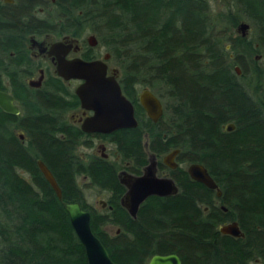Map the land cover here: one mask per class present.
<instances>
[{
	"label": "trees",
	"instance_id": "1",
	"mask_svg": "<svg viewBox=\"0 0 264 264\" xmlns=\"http://www.w3.org/2000/svg\"><path fill=\"white\" fill-rule=\"evenodd\" d=\"M231 2L216 10L209 0H57L52 14L61 21L59 32L95 34L119 68V83L135 106L138 125L105 137L132 163L129 169L138 172L146 163L147 134L151 151L178 148L179 162L203 164L221 196L178 168L171 175L179 192L149 197L131 218L119 204L124 189L116 164L94 156L84 162L74 153L80 131L56 111L76 105L77 99L53 79L54 91L28 102L25 123L14 124L20 118L12 117L8 124V115L0 111L1 264H87L62 206L73 201L90 212L91 229L116 264H147L152 255L169 253L183 264L256 259L264 264V67L252 58L264 59V0ZM243 18L251 23L252 38L236 34ZM20 47L0 42L4 54ZM141 87L164 101L157 123L138 104ZM229 123L231 131L225 129ZM37 159L54 174L61 201L39 172ZM80 176L107 193L111 209L96 211L87 203ZM229 221L238 222L244 237L219 232L218 226ZM108 224L120 231L110 235L103 229Z\"/></svg>",
	"mask_w": 264,
	"mask_h": 264
},
{
	"label": "flooded vegetation",
	"instance_id": "2",
	"mask_svg": "<svg viewBox=\"0 0 264 264\" xmlns=\"http://www.w3.org/2000/svg\"><path fill=\"white\" fill-rule=\"evenodd\" d=\"M56 2H57V0H0V42H3L4 44L7 42H13V43H16L18 45H21L18 52L9 51L8 54H6V53L4 54L3 52H0V91L5 92L6 94L12 96L13 103L17 106L18 112L17 113H8V112L3 111L1 108H0V111L3 112L4 114L8 115V118L10 119V122L8 124L12 123V121H11L12 117L20 118V120L18 119L16 122L14 121V124L25 123L26 120L22 119L23 118L22 116H23L24 109L27 107L28 102L32 101V103H35L36 102L35 99L40 100L41 96H43L45 92L54 91L55 88H53L50 80L54 79V81L61 83L65 89V92L71 93L77 99L76 105L72 104L70 106H67L64 109L61 107L58 111H56L57 112L56 115L60 119H64L68 124L76 127L80 131L81 139H80V142L78 143V145L75 147L74 153L77 156H79L80 159L84 162H87L91 156H94V157H98V158H102V159L114 162L116 164V166L118 167L117 168L118 169L117 170L118 182L122 185V187L124 189L121 196L119 197V204L131 218L135 219L137 217L139 209L141 208L143 203L149 197H152V196L167 197V196H172V195L177 194L179 192V186H178L177 182L175 181L174 177L171 175V171L177 170L178 168H182L183 170H185L188 177L190 178V176L187 172V166L191 163L179 162L178 158H177V156L180 152L179 151L176 154V156L174 157V161L176 162L177 166L174 168L169 167L166 163H164V158L171 151H173L174 149H178V148H170L169 150H167L163 153L157 154L156 152H153L149 149L147 134H144L143 147H144V150L146 153V163L141 167V169L138 172H133L129 169V167L131 166L132 163L128 160H123L121 158V155L117 151L115 143L108 140L105 137V136H109V135L115 133L116 131H119L121 129H126V128L117 129V130H114L113 132H110V133L86 132V131L82 130L81 125L83 123V120L86 117L93 115L92 110L82 108V106L80 104V100L75 93L76 88L79 85H81L84 82V80L78 79V78L65 79L63 76L57 74V72H56L57 56L55 53L51 52L52 44L62 42V44H63L62 47L58 46L57 50H59V51L62 50V48H64V46L69 45L70 48L64 56L65 60H72L74 58H80L84 61H92V60H96V59L102 60L106 64V67H107L106 76L113 75V69H116L115 78L118 81V83H119L120 71H119V68L117 65H115V67H110L109 63L113 62L112 57H111L110 53L103 46L99 45L95 34L89 33L87 35L86 39L84 40L82 38L83 36L76 37L72 33H69V32H62V33L59 32V29H60L59 23L61 21L59 18H57V20H55V16L52 14L56 10V8H55ZM241 22H244V21H241ZM45 23H47L46 28L44 27ZM239 24H240V22L235 27V31H236V34L241 35V33L238 30ZM249 30H251L250 25L248 26V29L246 30V34L244 36L243 35H241V36L242 37L248 36ZM90 35H94V37L96 39L94 45H90L88 42V37ZM98 47H100L104 50V53L101 56L96 52V49H98ZM106 53L109 54L108 59H104V56ZM257 58H258V56H257ZM72 84H74V86ZM119 85H120V83H119ZM144 88H148V87H141L138 91V94H137L138 104L141 108H142V106L139 103V95ZM148 89L162 103L163 114H164L165 106L163 103V99L160 96H158L156 93H154V91H152L150 88H148ZM122 93H123V91H122ZM58 94H60V93H58ZM60 96H61V98L68 100L67 95L60 94ZM131 103H132V101H131ZM133 107H134V115H135V118L137 120V117L135 114L134 104H133ZM143 111L145 113V116L148 118L144 109H143ZM69 113H70V115H69ZM163 114L159 118L158 121H160L162 119ZM149 120L151 122H153L151 119H149ZM157 122H153V123H157ZM137 125H138V121H137ZM228 125H226V127ZM132 128H134V127H132ZM17 134L22 141L25 140V136H24L23 132L18 133V131H17ZM60 136H62V135H60ZM95 139L100 140L101 143L97 144L95 149H93V151H90V152H87L84 154L78 153V149L80 147L92 148L94 146V140ZM107 143L113 145V156H112V158H110L107 154L104 153V150L106 149ZM98 151H99V153H98ZM151 155H154V157H155V162H156V173L155 174H156V176L159 178H170V179H172L174 184L177 187V191H176V193L165 195V196H158V195L148 196L147 198L144 199L143 202L140 203L138 210L136 212V216L132 217L128 213L127 209L121 204V198L126 193L127 187L124 185V183L121 182L120 179L124 177V173L130 174L133 176L142 175L143 169L150 163ZM193 163H198V162H193ZM182 164H184L185 166H182ZM36 165H37V163H36ZM37 168H38V166H37ZM28 179H29V177H28ZM80 179H82V181H84V183H87L86 182L87 181L86 176H80L78 178V182L80 181ZM191 180H193V179H191ZM193 181H195V180H193ZM196 182H198V181H196ZM198 183H200V182H198ZM78 184L80 185V183H78ZM89 187H91V186H89ZM96 189L99 190L98 188H96ZM210 190L215 191V196L217 198H219L221 196V195L220 196L216 195L215 189H210ZM219 190H220V188H219ZM99 191H101V190H99ZM102 192H104V191H102ZM104 194H106V199L100 197L97 199L96 202L100 206L101 210L111 209V206L108 204V198H107L108 195L106 192H104ZM101 200L105 202L104 206H103ZM221 208L223 210H225L224 206H221ZM203 210L206 211L207 207L206 206L203 207ZM90 219H91V215H90ZM230 222H233V221L224 222L222 224H226V223H230ZM222 224H220V225H222ZM108 225H110V224H108ZM105 226H107V225H105ZM219 226H218V228H219ZM104 227H103V229H104ZM119 231H120V229L117 227V230L115 232L118 233ZM237 238H239V237H237ZM161 255H165V254H161Z\"/></svg>",
	"mask_w": 264,
	"mask_h": 264
},
{
	"label": "water",
	"instance_id": "3",
	"mask_svg": "<svg viewBox=\"0 0 264 264\" xmlns=\"http://www.w3.org/2000/svg\"><path fill=\"white\" fill-rule=\"evenodd\" d=\"M246 22H240L238 30L241 35L246 34L248 29ZM94 35L88 37L90 45L95 44ZM62 42L54 43L51 46V52L57 56L58 75L65 79L78 78L84 80L79 85L75 93L80 100L82 108L92 110L93 115L83 120L81 128L86 132L110 133L121 128H132L137 126V120L134 115V107L131 101L122 93L121 87L116 80V69H113V75L106 76V64L102 60L84 61L80 58L65 60L64 56L69 50V45L64 46ZM106 53L104 59H108ZM238 75L241 70L235 66ZM139 103L145 110L149 119L157 122L163 114V106L160 100L148 89L144 88L139 95ZM0 108L8 113H17L18 108L13 103L12 96L0 91ZM234 129L230 123L226 130ZM179 152L178 149L171 151L165 158L164 163L169 167H176L174 157ZM38 169L44 179L48 182L56 197L62 200V190L56 181V178L50 169L40 159L36 161ZM187 172L191 179L198 181L209 189H215L216 195L220 196L221 191L217 184L208 173L207 169L200 163H191L187 166ZM156 162L154 155H151L150 163L143 169L140 176H133L124 173L121 182L127 187V191L121 198V204L127 209L128 213L136 216V212L141 202L150 195L165 196L176 193L177 187L170 178H159L156 176ZM103 206L105 202L102 201ZM63 208L68 214L71 227L84 248L87 264H116L102 244L100 239L93 233L90 226V213L84 210L78 201L63 202ZM218 230L222 234L233 237H243L236 221L222 224ZM147 264H182L180 257L175 253L155 254L150 257Z\"/></svg>",
	"mask_w": 264,
	"mask_h": 264
},
{
	"label": "rangeland",
	"instance_id": "4",
	"mask_svg": "<svg viewBox=\"0 0 264 264\" xmlns=\"http://www.w3.org/2000/svg\"><path fill=\"white\" fill-rule=\"evenodd\" d=\"M209 1H210L211 6H212L214 9H216V10L219 9V8H220V9H225V8H227V7H229V6L232 5L231 0H209ZM239 21H240V22H241V21L247 22L249 25L251 24L247 19H244V18L241 19V20H239ZM250 27H251V25H250ZM89 33H91V32L87 31V32L83 35L82 38L85 40L86 37H87V35H88ZM253 34H254V33H253V30H252V27H251V30H249V32H248V37H249V38H252ZM96 52L101 56V55L104 53V50H103L102 48L98 47V49H96ZM257 56H258V58H257ZM252 58L255 59L256 62L258 61L257 63H259V65H260L261 67H264V59L261 58L260 55H258V54H254V55L252 56ZM250 59H251V58H250ZM250 59L247 58L246 63H247V65H248L249 69H252L253 66H254V63H253V61L250 60ZM109 65H110V67H115L114 62H110ZM254 78H255V76L252 74V75H251V79H254ZM72 85L74 86V84H72ZM163 103H164V101H163ZM70 113H71V112H70ZM70 113H69V115H70ZM18 133H22V132H21V131H18ZM99 143H101V141L98 140V139H95V140H94V146H93L92 148H88V147H80V148L78 149V153L84 154V153H87V152L93 151V149H95L96 145L99 144ZM98 153H99V151H98ZM104 153L107 154L110 158H112V156H113V145L107 143V144H106V149L104 150ZM182 166H185V165L182 164ZM20 173H21V175H22L23 177H25L26 179H28V175H27L26 173H24V172H20ZM79 183H80V186L82 187V189L84 190V194H85V198H86L87 203L90 204V205H92V207H93L96 211H100L101 208H100V206L97 204L96 201H97V199L100 198V197L106 199V194H104V192H102V191L97 190V189L94 188V187H89L87 184H84V181H82V179H80ZM104 229H105L110 235H113V234L115 233V231L117 230V226H115V225H107V226L104 227ZM249 264H262V263H261L258 259H256V260L251 261Z\"/></svg>",
	"mask_w": 264,
	"mask_h": 264
}]
</instances>
